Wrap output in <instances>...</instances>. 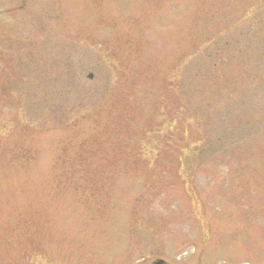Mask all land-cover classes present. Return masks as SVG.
Segmentation results:
<instances>
[{
	"label": "rangeland",
	"instance_id": "1",
	"mask_svg": "<svg viewBox=\"0 0 264 264\" xmlns=\"http://www.w3.org/2000/svg\"><path fill=\"white\" fill-rule=\"evenodd\" d=\"M263 238L264 0H0V264Z\"/></svg>",
	"mask_w": 264,
	"mask_h": 264
},
{
	"label": "flooded vegetation",
	"instance_id": "2",
	"mask_svg": "<svg viewBox=\"0 0 264 264\" xmlns=\"http://www.w3.org/2000/svg\"><path fill=\"white\" fill-rule=\"evenodd\" d=\"M243 247H240L239 256L236 257V262L233 264H264V238L260 244L255 245L254 243V245H250V248L247 249L246 251ZM141 262H145V263H137V264H173L171 261L167 259H163L162 257L159 256L149 261L142 259ZM195 264H212V263L209 260L208 261L204 260V263H202V261L198 258Z\"/></svg>",
	"mask_w": 264,
	"mask_h": 264
},
{
	"label": "trees",
	"instance_id": "3",
	"mask_svg": "<svg viewBox=\"0 0 264 264\" xmlns=\"http://www.w3.org/2000/svg\"><path fill=\"white\" fill-rule=\"evenodd\" d=\"M196 142H197V143H196V145H195V146H196V147H195V148H196V149H195V152L200 151V149H201V147H200L201 144H200V143H202V141L198 140V141H196Z\"/></svg>",
	"mask_w": 264,
	"mask_h": 264
}]
</instances>
